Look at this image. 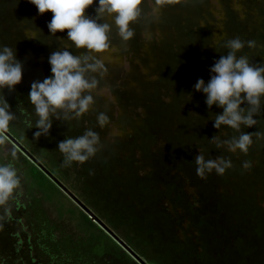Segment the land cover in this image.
<instances>
[{
  "label": "rangeland",
  "instance_id": "rangeland-1",
  "mask_svg": "<svg viewBox=\"0 0 264 264\" xmlns=\"http://www.w3.org/2000/svg\"><path fill=\"white\" fill-rule=\"evenodd\" d=\"M98 7L95 0L86 16L94 18ZM143 7L141 18L131 25L132 40L122 41L113 25L114 51L100 57L107 67L99 84L104 92L93 93L90 111L79 119L53 118L49 135L35 139L38 117L28 97L34 81L52 76L49 56L60 47L47 27L53 14L40 15L28 0H0V49H16V59L23 63L22 82L12 92L3 90L24 97L10 108L16 114L10 124L15 137L7 135L56 169L60 183L118 238L127 236L140 245L139 252L132 251L144 264H264V139L253 136L247 154L217 149L209 143L213 136L239 133L216 129L212 115L223 109H209L206 96L194 89L198 79L207 85L210 68L227 55V40L256 41L255 48L245 45L240 54L264 64V0H180L155 14V0H145ZM56 36L68 40L67 31ZM68 50L73 55L86 51ZM101 112L109 117L104 128L97 121ZM254 119L257 125L242 131H264V97ZM87 129L99 134L102 148L82 165L63 166L59 142ZM10 138L16 158L0 156V164L16 168L21 187L10 210L0 208V264H140L117 244V250L104 243V250L95 251L102 233L81 226L75 210L80 208L65 194L67 199L46 202L33 192L34 199H28V158ZM198 149L206 158L223 155L233 167L223 176L213 170L200 179L194 162ZM244 161L251 162L247 170ZM26 202L31 205L21 211ZM114 202L127 213L125 220L115 215ZM59 204L75 211L73 217L60 218ZM133 219L138 227L127 223ZM45 249H56L53 260Z\"/></svg>",
  "mask_w": 264,
  "mask_h": 264
},
{
  "label": "clouds",
  "instance_id": "clouds-1",
  "mask_svg": "<svg viewBox=\"0 0 264 264\" xmlns=\"http://www.w3.org/2000/svg\"><path fill=\"white\" fill-rule=\"evenodd\" d=\"M28 2L38 9L40 15L48 12L53 14L47 27L50 36L55 37L60 45L59 49L49 56L52 76L46 77L42 82L34 81L28 97L38 117L35 123L38 131L34 133V137L39 139L41 136L49 135L53 118L62 122L79 119L95 104L93 93L103 94L104 89L99 88V84L107 74V67L100 57L114 51L110 43L112 27L115 26L122 41L132 40L135 30L131 25L141 18L145 0H99L94 18L86 16L85 13L95 0H28ZM179 2L180 0H155L156 7L152 11L154 14L159 13L164 5ZM108 19L112 21L111 24L107 22ZM65 31L67 41L56 36L57 33ZM28 40L36 39L33 37ZM245 45L248 48H255L256 41L245 42L240 38L225 41L223 47L227 49V55H221L220 59L214 62L210 68L212 75L207 85L203 79H198L194 89L206 96L205 103L209 109L213 105L223 109L222 114L212 115L216 129L220 130L224 126L239 133L230 138H222L221 131L219 135L213 136L209 143L214 144L217 149L224 148L231 153L239 151L247 154L253 143V136L264 139V131L251 133L242 131V127L253 128L258 123L254 117L259 115L264 97V64H253L247 55L240 54ZM72 46L77 50L86 51L73 55L68 50ZM22 76L23 63L16 59V49L4 46L0 49V94L5 88L9 92L14 91L22 82ZM187 96L190 101L191 94ZM244 104L247 107H241ZM15 119L16 114L10 110V105L2 94L0 156L5 159L8 156L15 159L17 155L14 148H9L7 135L10 124ZM97 121L99 126L104 128L109 123V117L101 112L97 116ZM101 148L99 134L91 129L85 130L77 137H66L58 144L65 167H70L73 163L84 164ZM194 162L197 176L205 180L213 170L223 176L227 169L233 167L231 160L223 155L214 159L206 158L200 149ZM242 167L245 170L249 169L251 162L244 161ZM20 187L21 179L16 168L10 163L0 164V208L5 212L10 210L9 202L14 199Z\"/></svg>",
  "mask_w": 264,
  "mask_h": 264
},
{
  "label": "trees",
  "instance_id": "trees-1",
  "mask_svg": "<svg viewBox=\"0 0 264 264\" xmlns=\"http://www.w3.org/2000/svg\"><path fill=\"white\" fill-rule=\"evenodd\" d=\"M23 92V91H22ZM2 94H3V96H4V98H5V100H7L8 102L7 103H9V105H10V108H14L17 104V102H19V101H22V100H24V97L21 95V92H18V93H16L15 94V96H11V95H5V94H9L6 90H5V93H3L2 92ZM2 94H1V96H2ZM11 97H13V98H11ZM2 98V97H1ZM11 100H13V101H11ZM15 112H17V111H15ZM23 114V113H22ZM23 116L26 118V115L25 114H23ZM22 121V120H21ZM22 123L26 126V127H28V122H26L25 120L24 121H22ZM30 123L31 122H29V125H30ZM9 132L11 133V134H13L14 135V133L12 132V131H10L9 130ZM12 137V136H11ZM14 137H15V135H14ZM13 138V137H12ZM14 139V138H13ZM23 141V140H22ZM19 144V143H18ZM20 145V144H19ZM24 150H26L22 145H20ZM27 151V150H26ZM39 164H41L54 178H56L57 180L58 179H61L60 178V175H59V173H57V171H56V169H54V168H52V167H49V165L44 161V160H41L40 159V157L36 154V152H35V150H32V151H27ZM25 162H26V164L28 165L27 166V168H26V170H25V176H26V181H27V183L29 182V186H28V188L29 189H27L28 191H27V198L29 199H31L32 198V200L34 199L33 198V192H35L36 194H38V195H36V194H34V195H36L37 197H38V199L39 200H43V201H46V202H51L52 200H54V199H57L58 197H63V198H66L67 199V197L59 190V188L52 182V181H50L49 179H48V177L46 176V175H44V173H42L39 169H38V167L35 165V164H33L29 159L28 160H26L25 159ZM59 181V180H58ZM60 182V181H59ZM32 191V192H31ZM31 192V193H30ZM108 192V191H107ZM33 193V194H32ZM104 194H106V192L104 193ZM13 202V201H12ZM34 202H36L35 200H34ZM31 204L29 203V202H26V205H24V207H22L20 210L21 211H26V209L30 206ZM17 207H19V205H17ZM75 207V206H74ZM113 209H116L115 210V212H116V214L115 215H117L118 216V218L119 219H122V220H125V218L124 217H122L123 215H124V213L125 212H123L122 211V209L119 207V209L117 208V204H116V202H114L113 203ZM18 209V208H17ZM75 210H76V212H77V217H78V219H79V222H80V224H81V226H83L84 228H85V230H90V229H92V230H98V231H100L101 233H102V238H104L102 241H100V243H96L95 245H94V250L95 251H99L100 252V250H104L105 248H106V244H104V243H107L108 245V248H112V249H114V250H117V248H118V244H117V242L116 241H114L109 235H106V234H104L101 230H100V228L94 223V222H92V220L91 219H89L88 218V216L85 214V213H83L80 209H78L77 207H75ZM56 212H57V214H58V216L60 217V218H63L64 216H66V215H68V216H72L73 217V215L75 214V211H73V210H69V209H67V208H65L62 204H59L58 205V207H57V209H56ZM122 213V214H121ZM126 215H127V213H125ZM137 222V219L136 220H134L133 219V221L132 220H128L127 221V223L128 224H134V226L135 227H138L139 225H138V223H136ZM135 224H137V225H135ZM197 228H199V226H197ZM108 230H110L109 228H107ZM200 230V232H201V229H199ZM111 231V230H110ZM33 232H35V231H33ZM112 232V231H111ZM113 233V232H112ZM114 234V233H113ZM200 234H202V232L200 233ZM115 235V234H114ZM203 235V234H202ZM116 236V235H115ZM140 237H142L141 235H139ZM117 237V236H116ZM164 238V236H160V238ZM168 237H169V235H168ZM118 238V237H117ZM118 239H120L131 251L133 250V251H135V253H137V252H139L138 250L140 249V245L138 246H136L134 243H132L131 241H132V239H130V238H128L127 236H124L123 238L122 237H120V238H118ZM105 240V241H104ZM118 246H117V245ZM54 247V246H53ZM120 247V246H119ZM136 247V248H135ZM52 248V247H51ZM56 252V249L55 250H52V249H45L44 250V252H46V253H48V256H49V259H51V260H53L54 258H52L53 256V254L51 253V252ZM125 251V250H124ZM132 251V252H133ZM97 252H94V253H96V255H98L97 254ZM134 253V252H133ZM134 253V254H135ZM167 253V252H166ZM56 254V253H55ZM136 255V254H135ZM166 255H164V257H165ZM77 261V260H76ZM76 261H75V264H77L76 263ZM151 262V264H158L157 262H155L154 260H151L150 261Z\"/></svg>",
  "mask_w": 264,
  "mask_h": 264
},
{
  "label": "water",
  "instance_id": "water-1",
  "mask_svg": "<svg viewBox=\"0 0 264 264\" xmlns=\"http://www.w3.org/2000/svg\"><path fill=\"white\" fill-rule=\"evenodd\" d=\"M9 137V136H8ZM10 138V137H9ZM10 140L16 145V147L28 158L33 164H35L38 169L44 173L48 177L50 181H52L59 190L65 194L76 206H78L82 212H84L89 219L92 220L95 224H97L100 228H102L107 235H109L117 244L122 247L126 252H128L137 262L140 264H144L141 259L135 255L120 239H118L110 230L107 229L105 225H103L99 219L93 215L81 202H79L56 178H54L41 164H39L26 150H24L14 139Z\"/></svg>",
  "mask_w": 264,
  "mask_h": 264
}]
</instances>
